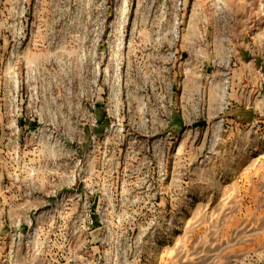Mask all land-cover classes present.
I'll return each instance as SVG.
<instances>
[{
    "label": "rangeland",
    "instance_id": "1",
    "mask_svg": "<svg viewBox=\"0 0 264 264\" xmlns=\"http://www.w3.org/2000/svg\"><path fill=\"white\" fill-rule=\"evenodd\" d=\"M0 264H264V0H0Z\"/></svg>",
    "mask_w": 264,
    "mask_h": 264
}]
</instances>
